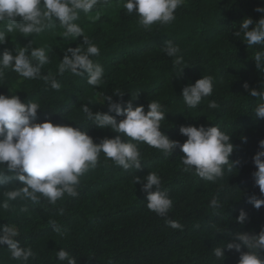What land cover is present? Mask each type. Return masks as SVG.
<instances>
[{
  "label": "trees",
  "instance_id": "trees-1",
  "mask_svg": "<svg viewBox=\"0 0 264 264\" xmlns=\"http://www.w3.org/2000/svg\"><path fill=\"white\" fill-rule=\"evenodd\" d=\"M112 4H117V0H112ZM103 7L98 5L89 14L80 12L76 21L100 48L98 56L90 57L104 68L99 86L89 85L86 73L58 74L67 48L86 49L87 45L83 44V37L63 38V29L56 21V27L39 35L7 34L8 42L0 44V56L4 50L15 55L14 49L29 41L33 47L50 48L51 62L41 74L51 73L61 89H52L43 79L24 80L7 70L0 79V94L15 93L25 103L37 102L42 109L36 122L48 119L55 124H69L87 131L99 143L102 138L118 134L96 128L84 117L82 106L88 104L93 112L122 119L109 112L107 101L104 102L105 95L119 102L121 97L114 92L120 90L124 92L123 101L133 99L134 108L143 105L147 111L149 101L159 102L166 113L161 128L170 139L181 143L187 139L179 132L182 125L218 126L231 135L235 147L230 160H239L240 164L230 176L226 171L223 180L213 183L182 171L183 153L179 148L166 157L141 143V169L125 171L110 160L105 164L106 157L101 153V166L81 178L77 197L65 196L56 205H49L43 198L39 205L29 202L27 213H19V201H10L16 211L2 207L6 187L21 186L20 182L0 185V231L4 225L15 226L20 245L36 253L35 259L15 261L7 246L0 245V264H67L57 257L60 249L75 257L77 264H237L239 255L235 251L225 250V259L220 261L212 249L229 239L226 234L216 233L217 229L257 233L264 226V207L256 210L247 202L249 195L260 196L252 178L256 170L252 157L259 150V140L264 139V120L254 118L256 105L264 101L251 97L242 86L247 82L250 88H258L264 82V72L255 68L253 59L256 51H264V46L249 48L242 37L236 38L232 33L239 29L244 17L258 21L264 16L255 11L264 7V0H184L174 22L155 25L151 31L138 27V15L128 14L122 7L104 9L95 23L88 20V15ZM5 24L0 22V31H4ZM169 40L182 49L181 55L188 65L182 73L183 65L173 67L172 58L162 50ZM201 75L214 77L213 93L191 109L183 101L182 88L194 84ZM137 93L138 98L134 99ZM213 100L218 109L208 107ZM241 137H246V142ZM121 138L127 142L125 137ZM149 172L160 176L161 190H166L173 200L167 219L180 223L183 230L172 229L165 217L147 208V194L133 178L143 179ZM214 197L223 205L215 211L210 207ZM240 209L248 214L243 225L236 221ZM49 220H55L66 234L58 235Z\"/></svg>",
  "mask_w": 264,
  "mask_h": 264
},
{
  "label": "clouds",
  "instance_id": "clouds-1",
  "mask_svg": "<svg viewBox=\"0 0 264 264\" xmlns=\"http://www.w3.org/2000/svg\"><path fill=\"white\" fill-rule=\"evenodd\" d=\"M101 4L104 6L102 9L87 17L92 23L101 18L104 9L122 7L128 14L138 15V27L151 31L155 25L165 26L174 22L175 13L183 6L184 0H117L115 5L112 0H0V22H6L4 31H0V44L8 42L7 34L18 32L23 37L39 35L56 27L58 21V26L63 29V38L75 40L83 37V44L87 45L86 49L68 47L58 65V74L63 76L71 72L82 76L86 73L87 83L99 86L104 68L90 57L98 56L100 48L85 35L84 29L76 21L80 19V12L92 13ZM255 11L264 13V7H257ZM17 18L20 22H17ZM232 35L239 39L242 37L241 40L249 48L264 46V16L258 21L244 17L239 29ZM162 50L172 58L173 67L183 65L181 73L188 67L181 55L182 49L172 41H165ZM14 51L15 55L12 51L4 50L0 56V79L5 77L7 70H11L24 80L43 79L52 89H61L55 76L51 73L41 74L44 66L51 62L50 48L33 47L29 41ZM253 59L255 68L264 72V51H256ZM213 81V76L201 75L194 84L184 86L181 96L187 107L195 109L203 98L210 97ZM242 86L251 97L264 101V82L258 88H250L247 82ZM114 94L121 97L119 102L108 95L104 96V102L107 101L109 112H115L122 119L117 120L100 111L93 112L88 104L82 106L84 117L92 121L96 128L110 129L118 134L114 138H102L99 143L94 142L87 131L78 127L55 124L48 119L36 122L38 111L42 109L37 102L25 103L15 93L11 96L0 94V185H12L13 181H19L21 185L11 189L6 187L2 205L5 211H16L10 201L21 202L19 213H27L29 202L39 205L43 198L49 205H56L65 196L77 197L82 186L81 178L101 166V153L106 157L105 164L110 160L125 171L139 170L142 158L138 145L141 143L160 151L166 157L172 156L179 148L183 153L182 171L213 183L223 180L226 171L230 176L233 169L237 170L240 161L230 160L235 147L231 143V135L221 131L218 126L182 125L179 132L187 139L181 143L170 139L162 131L161 122L166 119V113L159 102L149 101L145 111L143 105L134 108L133 99L123 101V91L117 90ZM138 94L134 99L138 98ZM208 107L218 109L219 105L213 100ZM254 118L264 120V102L256 105ZM241 139L246 142V137ZM258 146L259 150L252 157L256 169L252 172V178L254 187L259 188L260 196L252 194L247 197V202L256 210L264 207V139L259 140ZM133 179L134 183L142 184L141 190L147 194V208L165 217L166 224L172 229L183 230L180 223L167 219L173 200L166 190H161L160 176L149 172L143 179L140 176H134ZM154 187L155 191L152 190ZM210 207L215 211L223 205L214 197ZM60 214H63V209ZM247 219V212L240 209L236 221L243 225ZM49 224L58 235L66 234V230L61 229L55 220H49ZM216 233L229 237L225 244L212 249L217 260L223 261L227 250L238 253L237 264H264V226L257 233L224 232L220 229ZM18 236L15 226L4 225L0 231V245L7 246L12 260L27 262L30 258L35 259L36 253L30 247H22L16 239ZM57 257L67 264H77L76 258L64 249L58 251Z\"/></svg>",
  "mask_w": 264,
  "mask_h": 264
}]
</instances>
